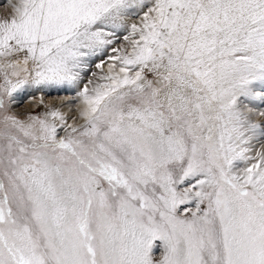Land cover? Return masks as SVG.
<instances>
[{
    "label": "snow or ice",
    "instance_id": "6c2138e0",
    "mask_svg": "<svg viewBox=\"0 0 264 264\" xmlns=\"http://www.w3.org/2000/svg\"><path fill=\"white\" fill-rule=\"evenodd\" d=\"M5 8L0 264H264V0Z\"/></svg>",
    "mask_w": 264,
    "mask_h": 264
},
{
    "label": "rangeland",
    "instance_id": "374dc122",
    "mask_svg": "<svg viewBox=\"0 0 264 264\" xmlns=\"http://www.w3.org/2000/svg\"><path fill=\"white\" fill-rule=\"evenodd\" d=\"M7 0H0V15L6 14V5ZM43 94L45 98V102L49 105H59L63 101L60 99L68 95L66 89L56 88V87H45L42 89H29L28 91L20 93L18 96L19 104L17 105L20 111H25L31 107V101L28 100V97L31 95H39ZM159 243V242H157Z\"/></svg>",
    "mask_w": 264,
    "mask_h": 264
}]
</instances>
